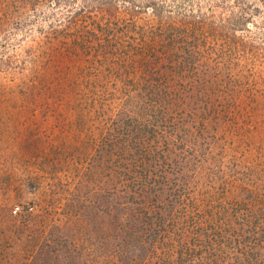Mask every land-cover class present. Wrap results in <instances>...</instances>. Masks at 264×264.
Segmentation results:
<instances>
[{
	"label": "rangeland",
	"instance_id": "374dc122",
	"mask_svg": "<svg viewBox=\"0 0 264 264\" xmlns=\"http://www.w3.org/2000/svg\"><path fill=\"white\" fill-rule=\"evenodd\" d=\"M148 1L136 0L134 10L131 0H106L104 8L90 0H0V264H66L77 237H106L102 207L118 179L98 151L125 102L144 103L133 87L144 92L154 82L138 54L123 51L160 23L186 25L198 82L215 69L229 74L236 89L229 124L209 123L223 138L204 171L215 175L217 202H245L261 211L264 227V0H158L162 17ZM235 14L249 19L237 31L248 48L212 30ZM179 45L175 60L184 55ZM169 75L155 77L186 81Z\"/></svg>",
	"mask_w": 264,
	"mask_h": 264
},
{
	"label": "trees",
	"instance_id": "16d2710c",
	"mask_svg": "<svg viewBox=\"0 0 264 264\" xmlns=\"http://www.w3.org/2000/svg\"><path fill=\"white\" fill-rule=\"evenodd\" d=\"M90 1L104 8L106 0ZM135 1L131 0L137 7L134 10H139ZM146 5L162 17L163 6L158 0H149ZM248 21L245 15L235 14L227 23L215 21L218 26L212 30L236 47L242 44L248 48V42L237 35ZM185 26L160 23L140 39L136 49L125 47L126 54H138V62L150 70L147 73L154 82L144 92L133 87L142 99L146 96L145 104L133 106L127 100L121 115L109 124L98 151L100 163L105 160L107 170L114 168L118 179L117 187L107 189L102 207L110 218L107 239L97 242L89 233L86 240L81 239L84 234L77 237L70 246L73 248L66 245L70 249L66 257L70 258L64 263L264 264L261 211L255 213L245 202H217V193L211 190L215 175L204 171L208 162L216 159L215 145L223 138L218 130L209 131V123L229 124V101L236 89L231 93L229 74L223 76L218 69L198 82L197 47L184 41L189 33ZM176 43L184 52L178 60L177 54L172 55L178 53L179 48L172 53ZM119 56L124 63L125 57ZM165 74L186 81L162 84L159 78ZM93 160L91 171L97 162ZM250 196L248 193L247 198ZM116 209L117 214L113 213ZM22 211L20 205L15 207L16 214ZM96 229L93 224L90 233Z\"/></svg>",
	"mask_w": 264,
	"mask_h": 264
}]
</instances>
